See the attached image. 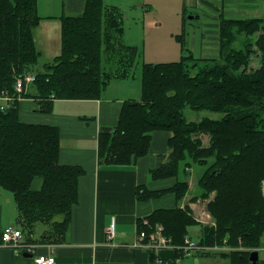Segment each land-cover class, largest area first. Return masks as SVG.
<instances>
[{
    "label": "trees",
    "instance_id": "16d2710c",
    "mask_svg": "<svg viewBox=\"0 0 264 264\" xmlns=\"http://www.w3.org/2000/svg\"><path fill=\"white\" fill-rule=\"evenodd\" d=\"M222 18L224 33V24L235 25L246 35L258 32L256 49L245 43L244 49L236 51L235 34L228 31L231 48L222 63L197 71L192 62L196 59L182 44L180 61L143 64L141 99L125 103L113 135H100L99 155L108 164H132L148 153L154 132L172 133L167 161L161 160L151 170V177L175 178L176 184L163 191L138 187V198L148 201L174 193L177 201H182L190 185L188 170L180 174L181 163H185L183 168L198 163L206 169L199 175L201 193L192 200L209 201L207 210L215 225L203 227L197 241L203 249L187 257L181 247L189 237L188 229L200 224L189 206L155 211L138 221L137 234L145 232L149 238L162 225L179 259L221 257L226 264H250L252 252L262 247L264 237V20ZM40 21L37 0H0V94L14 98L8 109L0 108V187L13 195L18 225L24 233L22 227L32 233L42 222L53 229L40 242H58L65 238L78 203L79 178L84 170L59 163L57 127L21 122L16 79L35 76L32 89L36 91L30 92L28 86L26 97L39 100L46 111L56 100H98L111 80L132 76L139 51L124 43L123 16L117 7H106L103 0H87L83 14L61 18V54L40 73L36 66L41 55L33 38ZM114 42L122 52L116 50ZM256 50L259 66L251 70ZM112 51L120 59L108 70L103 62H110ZM187 109L219 118L190 121ZM210 136L206 146L203 139ZM191 149L200 155L191 161L179 158L180 151ZM39 180L41 187L35 189ZM58 217L63 220L55 222ZM222 247L229 251H213Z\"/></svg>",
    "mask_w": 264,
    "mask_h": 264
},
{
    "label": "crops",
    "instance_id": "0c3cea01",
    "mask_svg": "<svg viewBox=\"0 0 264 264\" xmlns=\"http://www.w3.org/2000/svg\"><path fill=\"white\" fill-rule=\"evenodd\" d=\"M103 1L105 5L107 0ZM116 1L120 3L117 4V8L121 11L122 16L125 13L122 6L127 2L136 7L139 6L143 10L146 5L142 1H149L155 6V0ZM163 1L160 2L163 4ZM172 1L173 4H171ZM167 3L173 6V11L182 9V0H167ZM86 4L87 0H37V10L41 21L33 30V38L36 49L41 55L40 60L46 61L44 67L54 62L61 54V18L83 14ZM194 8L198 11L189 10ZM183 9L187 15L190 14L186 20L188 24H191L194 19L201 18L203 11L206 17L214 19L216 22L220 14L229 19L264 20V0H184ZM205 24L213 26L211 36L206 28L201 32V36L198 31H194L193 36L183 32L179 35L182 36V39H178L184 41L186 52L195 59L211 62L219 57L220 43L216 37L219 35L220 28L219 22L218 24L209 22ZM187 37L191 42L190 48L187 47ZM126 40L127 37L124 36V43L132 47ZM159 42L153 45L146 60L152 57L151 61L160 58L170 59L168 61L171 62L180 61L184 43L177 42L179 48L177 51V44L174 41H169V45L162 41ZM136 49L138 50V48ZM149 63L155 64L153 62L144 64ZM38 64L36 69L39 67ZM129 78L111 80L98 100H56L49 111L44 110L43 104L39 100L26 97L27 92L18 99L21 122L57 127L60 131L59 163L63 166L82 168L84 174L79 178V199L72 211L65 238L58 242L51 239H46L47 242H40L45 239L43 238L44 234L50 235V229H53L52 226L48 227L44 224V233L39 240L33 243L35 251L34 255L31 254L32 257L24 256L25 252L21 253L15 249L1 246L2 231L14 225L11 224L12 211L7 208L10 201L6 202L7 205L0 202V264H36V256L55 257L56 264H201L200 257L179 259L175 249L170 247L150 249L135 246L139 241L138 221L146 219L157 210L189 206L196 220L200 222L195 225L200 227L199 240L202 238L204 226L215 225L210 214L202 207L206 203L191 200L194 196L191 194V190L180 202L177 201L174 193H166L162 197L148 201H140L138 198V187H146L151 191H163L176 184L175 178L154 180L151 177V170L155 169L161 160L167 161L170 152L169 139L172 133L154 132L148 153L132 164H108L100 160V135L107 133L113 135L118 128L125 103L141 99V84L140 89L134 90L133 93L122 92L118 96L115 95L120 91V87L118 85L112 87L111 83L126 81ZM30 92H33V89ZM6 104L4 99H0V105ZM196 175L198 179L199 169ZM192 178L193 171H190L187 177L190 189H193ZM41 184V180L37 181L35 189H39ZM62 220L63 217H58L55 222ZM113 224L115 236L113 239H109L108 231ZM15 227L20 228L18 224ZM188 231L189 237L193 239L189 229ZM24 236L29 242L25 233ZM29 243L32 244V242ZM262 243V247L258 250V264H264V237ZM228 251L229 249L225 247L216 250L218 253ZM222 260L226 261L223 258Z\"/></svg>",
    "mask_w": 264,
    "mask_h": 264
},
{
    "label": "rangeland",
    "instance_id": "374dc122",
    "mask_svg": "<svg viewBox=\"0 0 264 264\" xmlns=\"http://www.w3.org/2000/svg\"><path fill=\"white\" fill-rule=\"evenodd\" d=\"M162 0H155V3L153 6L151 3H149V1H142L146 6L143 9H141V7H136L134 5H132L131 3H124L122 8L123 11L125 13H123V17H124V36L127 37L126 42L128 44H130V46L134 47V48H138L139 50V55L137 58V61L134 64V68H133V76H131V78L122 81H116V82H112L111 85L112 87H115L116 85H118V87H120V91H118L115 95L118 96V94H121L122 92L125 93H133L134 90L140 89V84H141V74H142V67L144 63L147 62H153L155 64H159V63H167V62H171L168 61L170 59H156V61H151L152 57H149V60H146V57H148L149 52L151 49H153V45L155 43H160L159 41H162V43H166L167 45H169V41H174L177 44V51H179L178 48V43H184V41H182L179 38V35H181L183 32H186L187 35L193 36L194 31H198L199 32V36H201V32H203L204 30H208L209 32V36H211V31L213 29V26L211 24L206 25V22L209 23H217L219 22V28H220V24L222 22V20L224 17L222 14L218 15V20L216 22V20L214 19H209L208 17H206V15L201 12V18H199L198 20H193L191 21V24H188V22L186 23V20L189 18L190 14H186L185 11H183V2L184 0H182V5L180 10H175L173 11V6L168 5L167 0L163 1V4L160 2ZM118 3L116 0H107L105 1V5L106 7H111V6H115L117 7ZM173 4V1L172 3ZM192 11H198L196 8L194 9H189ZM183 21V22H182ZM185 22V24H184ZM183 24V25H182ZM226 25L228 24H224V28H225V33H224V29L222 31V28H220V32L219 35H217V41H219L220 43V48H219V57L212 60L211 62H205L203 60H199L196 59V61H192L193 64L196 63L197 67H195L194 69H196L197 71L199 70V68H204L206 66H212L214 65V63H222L225 60V55L229 54V51L231 47L228 48V44H229V40L227 37V33L228 31H230V33L235 34L234 35V48L236 49V51L240 50V49H244V45L245 43H252L251 44V48H254V44L256 42V40L258 39L259 33L255 32V33H250V35H246L245 32H239L238 31V27H236L235 25H231L226 27ZM182 26V29H180V27ZM222 26V25H221ZM224 33V44L225 47L221 48V41L220 38H222V35ZM187 41V47L190 48L191 46V42L189 37H187L186 39ZM192 41V40H191ZM215 41V39H214ZM173 42V43H174ZM223 42V40H222ZM216 43V41H215ZM114 46L116 48V50L121 51L120 49V45L116 44L114 42ZM175 46V45H174ZM185 46V43H184ZM156 48V46L154 47V49ZM222 50V51H221ZM122 52V51H121ZM222 52V53H221ZM256 50L255 53H253L252 56V60H251V70H255L256 68H258L259 66V52ZM109 56V55H108ZM181 57V54H180ZM110 58V62L109 61H104L103 65L108 69L111 70L114 65L113 62L114 60L117 59V61L120 59V57L116 54L115 51H112ZM107 59V58H106ZM181 60V59H180ZM173 62V61H172ZM46 63V61L44 60H40L39 64L37 67L38 70H40L41 72L45 71V67L43 66ZM190 63V61H189ZM117 66V65H115ZM31 69V68H30ZM36 70V71H38ZM40 72V73H41ZM121 80V79H120ZM32 90V86L30 91ZM34 91H36V89H33ZM137 98V97H136ZM186 115L189 118L190 121H198L201 120L205 117H209L212 119H217L219 118V115L217 114H213L210 112H192L190 109L186 110ZM211 141V136L210 137H204V142L206 145H208ZM190 154V155H189ZM179 158H185L188 161H191L192 157L197 158L200 153H198L197 149H191L190 152H182L180 151L179 154ZM192 155V156H191ZM186 156V157H185ZM178 157V156H176ZM213 162V161H212ZM182 167L180 170V174H186L187 170L193 171V178H192V184H193V189H189V191L191 190V194H193V198H195L196 196L200 195L201 193V188L199 186V176L197 179V170L199 169L200 173L202 171H204V169H206V167H201V165H199L198 163L194 164H190L187 167L183 168V165H185V163H181ZM190 166V167H189ZM211 169H209L210 171ZM264 187V181L262 183V190ZM214 196H212L213 199ZM192 198V199H193ZM191 199V200H192ZM8 200L10 201V205H7L6 202L8 203ZM193 201V200H192ZM195 202L197 201H201L203 203H206V205H202L203 209L206 211L207 210V205L209 203V201H202L201 199L198 200H194ZM0 202H2V204L7 205L8 210L11 209L12 211V216L11 220H12V225L16 226L18 224V210L16 207V203L14 201V197L13 195L8 192L5 191L4 189L0 188ZM192 211V210H191ZM208 212V210H207ZM209 213V212H208ZM210 214V213H209ZM211 216V215H210ZM212 217V216H211ZM213 219V218H212ZM214 221V219H213ZM215 223V221H214ZM45 225L40 222L37 223L35 225L34 231L32 233H30V231L27 228L22 227L25 230V234L26 236L29 238L28 241H36L39 240L41 235L44 233V228ZM49 227V226H48ZM199 229L200 227L198 226H193L190 227V234L192 235V238L195 242L199 241L200 238V234H199ZM203 259V260H202ZM201 262V264H225L226 261L222 260L221 257H216V258H201L199 260Z\"/></svg>",
    "mask_w": 264,
    "mask_h": 264
},
{
    "label": "built area",
    "instance_id": "2783aa9c",
    "mask_svg": "<svg viewBox=\"0 0 264 264\" xmlns=\"http://www.w3.org/2000/svg\"><path fill=\"white\" fill-rule=\"evenodd\" d=\"M35 81V76L31 74L24 75L16 79V92L17 98L19 99L25 92H27L28 86H32ZM0 99H4L6 101V105H0L2 110L8 109L13 103L14 98L2 92L0 94ZM16 101V100H15ZM263 196H264V187H263ZM144 224H148L147 221H144ZM109 239H113L115 236V227L114 224L109 228L108 231ZM139 241L135 245L136 247L142 246L150 249H158L162 247H170L174 249L172 245V240L170 238L165 237L164 235V227L162 225H158L156 227L155 232L147 238L145 232H141L138 234ZM1 246L15 249L19 252L30 253L34 255L35 245L33 243H29L26 241L24 232L15 226H9L2 231L1 234ZM182 250L185 251L186 256L192 255V252L195 250H201L203 248L199 247L197 242H195L190 237L185 239L184 245L181 247ZM205 250L210 251V248H206ZM218 248H215L216 251ZM36 264H56V258L52 256H36L35 257Z\"/></svg>",
    "mask_w": 264,
    "mask_h": 264
},
{
    "label": "water",
    "instance_id": "95a60500",
    "mask_svg": "<svg viewBox=\"0 0 264 264\" xmlns=\"http://www.w3.org/2000/svg\"><path fill=\"white\" fill-rule=\"evenodd\" d=\"M24 256H26V257H32V255L31 254H28V253H24ZM249 260H250V264H258L259 251L252 252Z\"/></svg>",
    "mask_w": 264,
    "mask_h": 264
},
{
    "label": "bare ground",
    "instance_id": "6f19581e",
    "mask_svg": "<svg viewBox=\"0 0 264 264\" xmlns=\"http://www.w3.org/2000/svg\"><path fill=\"white\" fill-rule=\"evenodd\" d=\"M176 248V247H175ZM176 251H177V248H176ZM187 257V256H186Z\"/></svg>",
    "mask_w": 264,
    "mask_h": 264
}]
</instances>
